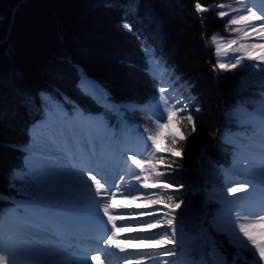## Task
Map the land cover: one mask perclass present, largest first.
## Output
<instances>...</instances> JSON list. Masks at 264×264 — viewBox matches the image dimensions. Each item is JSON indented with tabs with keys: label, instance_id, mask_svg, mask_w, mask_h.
I'll list each match as a JSON object with an SVG mask.
<instances>
[{
	"label": "trees",
	"instance_id": "1",
	"mask_svg": "<svg viewBox=\"0 0 264 264\" xmlns=\"http://www.w3.org/2000/svg\"><path fill=\"white\" fill-rule=\"evenodd\" d=\"M197 2L205 6L220 1L0 0V194L15 197L29 190L12 188L22 182L12 180L11 173L22 168V148L31 139L28 125L44 115L41 91L72 106L64 101L66 95L85 112L112 120L109 110L79 88L75 66L104 87L110 100L151 104L160 96L159 81L150 73L157 61L193 96L189 112L195 122V132L182 142V156L174 158L163 179L174 187L172 203L181 204L168 210L196 238L189 244L195 260L203 251L204 261L213 263L207 253L211 243L205 247L202 242L210 237L231 264L236 249L211 228L208 220L217 204L199 188H224L217 166H229L233 153L223 140V131L231 127L223 111L240 103L252 108L262 88L243 86L244 76L255 77L250 62L233 70L215 67L205 43L211 34L225 31L226 20L214 8L200 17ZM129 119L148 122L136 111ZM181 130L187 133L191 126ZM8 204L0 199V208Z\"/></svg>",
	"mask_w": 264,
	"mask_h": 264
},
{
	"label": "rangeland",
	"instance_id": "2",
	"mask_svg": "<svg viewBox=\"0 0 264 264\" xmlns=\"http://www.w3.org/2000/svg\"><path fill=\"white\" fill-rule=\"evenodd\" d=\"M219 1H220L219 3L213 2L209 5H205V7H209V6H213V5H224L223 9H221V8H214V9H217L219 11L223 10L225 12H229V15H226L225 17H223V19L226 20L225 31L215 32V33L211 34L209 39L206 41V46L211 50V54L213 55L215 65L217 64V56L215 54V46L210 44L211 43V37L213 35H218L219 37L223 38V41L225 43L230 39L236 38L238 33H233L231 31V27L226 28V26L228 25V21L233 16L238 14L236 10L240 8V4H238L236 2V0H219ZM249 4L252 7H255L257 5H264V3H261V0H251V2ZM195 12L200 17H203V15L205 13V12H203V13L197 12L196 9H195ZM239 14H242V12ZM232 27H234V26H232ZM243 42L244 41L241 40L239 43H243ZM236 46L238 47V45H236ZM223 62L228 63V62H234V61L230 58H223ZM248 62L251 63L249 66L251 69L250 72L253 73L255 75V77L251 79L246 75L241 79V81L242 82H248L247 86L258 85V84H260V75L258 74L260 70L255 67V65H256L255 61L246 60V61H244L243 65L248 63ZM151 72L159 80L160 87L166 88L169 90L167 95L170 97L171 103H175V101L180 100V101H182V103H187L188 105L191 104L192 96L188 97L186 95V86L183 87L179 83L178 84L175 83L174 82L175 78L172 77L170 75L169 71H167L163 66H161V65H155L154 67L152 66ZM84 77H87V76H85L84 74H82L80 76V79L78 82V83H80V85H79L80 87H81L82 78H84ZM93 82L95 83V85L98 88H100L102 90V92L104 93V95L106 97V94H105L106 92L101 87V85L95 79L93 80ZM252 90H254V89H252ZM259 91L261 93L262 91H264V89H261ZM250 93H252V92H250ZM260 93H259V96H260ZM41 97H42V106L46 111L48 109L49 110L55 109L50 104L45 103L48 100V98L51 97L50 94L43 93L41 95ZM159 98H160V96L157 98V100L155 102H153L151 104H144V105L138 104L135 102H129V101L112 102L107 98V100L109 102L104 103V105L109 107L112 111L116 112L118 114V118H116L117 120L115 119L116 122L115 123L113 122L114 124L113 123L108 124L106 122V120H102L101 117L96 118V117L89 115L92 119L98 121V123H102L104 126H101L100 128L95 127L93 129V131H91L90 143L88 145L87 152H85L87 160L88 159H90V160H88V163L85 162L83 160V154H82L84 152L80 151V152H82L81 154H80V152H78V155L75 157L78 158V161L80 160V164H82V166H80L79 162H77V164L75 165V168L77 170H81V171L84 170L85 172L88 173L89 169L86 168V166H88L89 164L94 165L93 170L98 171V170H101V168L103 169L104 166H107V164H109V163H110V165L113 164L115 161L116 163L114 165H112V170L114 171V173H113V177H111V179H116L118 177L115 181H119V176L126 174V171H127L126 163L131 164V161L127 160L128 156L135 155L137 159H143L144 154L146 152L145 142H147L148 148L151 147V142L147 141V137L149 135V132L154 130V127H155L153 121L156 119V116L153 113L156 111L155 106L159 102ZM65 100H68V99L65 98ZM260 100H261V96L258 98H254V100H252L251 104L254 106L252 107L253 110H251V111L246 109L244 107L243 103H240L238 105L239 109H240L239 111H237L238 107H235L232 110L228 111V113H226L227 114V120H226L225 124L228 123L231 125V127L226 128V130L223 131V140L226 141L227 144H229V146L231 147L233 154H232V159L230 162V165H231L230 169L234 170V172L228 171L227 169H225L223 171L224 182H225L226 186H225L224 190H222V191H219V190H217L215 188H211V187L207 188L206 186H204V184L201 185L199 188V190H203V192L205 193L206 199H210V200L212 199L213 201H216L218 203V208L214 211V213L212 214V217L221 208H226L225 204L228 201H231V199H233V201H234L236 198H238L237 195H239V193L236 195V197L228 196V194H227V188L232 187L234 184L240 183L241 179H243V177H244L243 175L237 173L238 169H240L241 167H243L245 165H249L250 171L247 172V174H248L247 177L249 179L250 178L251 179L257 178L258 180H262L259 177H261V164L264 163V155H262V153H264V124H262L260 113L258 111ZM68 102H71V101L68 100ZM163 107H164V105L160 104V111H163ZM65 109H66L67 114L72 115V116L78 110L79 111L82 110L81 107L78 106L76 103L75 104L73 103L72 107H68V108L65 107ZM134 111L139 112L142 116L146 117L148 119L147 120L148 122L145 123L144 125H141L139 123H135V122L130 121L129 116L130 115L132 116V112H134ZM54 114L60 115V116L64 117V119H66L65 114H59L58 112L57 113L54 112ZM47 117H48V115L45 112L44 118L37 122L38 125L36 127H34V131L37 130L40 133H42L43 135L48 134V132H50V130L44 126V120L47 119ZM81 131H83V130H81ZM172 131H175V128H173ZM122 132H124L125 136L129 137L131 140H134V142H136L137 145L139 144L137 146L139 148L138 150L137 149L135 150L134 148H132V150L131 149L121 150L120 148H118V145H116V144L118 141L121 140ZM30 134L32 136L30 139V142L26 146L23 147V149L25 151V155L23 156V159H22V168L21 169H15L11 173L12 180H17V181L22 182L21 185L12 183L11 184L12 188H14L15 190L18 191V190H22V188L26 187V188H29V190L25 191V192L21 191V194H23L25 197L18 196L17 198L9 199L6 196L0 195V199L10 200V202H11V204L9 206H4L5 208H3L0 211V241L4 238V235H6L5 237H7L10 233L9 231L8 232L4 231L5 229H3V228L5 226H7L9 224L13 226L14 224L21 223V222H22L23 226L27 225V226H31V228L33 227L32 229L35 232H37L38 235L42 236L44 234L43 236H46V235L52 234V232L47 228H43L42 226H36L35 224L29 225V224L24 223L22 220H21V222L18 220V218H19L18 214L28 213L27 211H29V212L32 211V213H36L35 207H31L33 209H27V211H26V208L22 204V201L35 200L36 202L42 203L41 205L52 207L51 211L54 213H58L59 209H63V207L67 206L68 204H73L75 207L72 209H69V211H71L70 214L67 213V215H69V220L67 221V223L75 225V223L73 222L72 219H75L77 221H84V219L86 218V217H84V218L82 217V220L80 218V216H82L81 212L86 210V207H84L83 204H85V205L88 204V206H91V205L97 206L98 203L93 202V201L102 202V199H103L102 197H94L93 198L91 195H89L88 190L85 191L83 188H80L82 186H79L78 188L73 187L72 190L68 189L66 191L64 190V192L62 190V192H60L61 195H57L58 192H56V191L54 192V188H56L55 186H57L56 189H58V187H62V184H66V183L62 179L59 180L58 177H57L58 179H56L55 177H51L50 175H48V174H50L48 172V169H47L48 164L53 162V161H57V162H60L62 164L64 163L63 165H65L67 163L66 165L71 166L73 164V162L71 161L70 157H66L65 155L66 154L69 155V153H71V155H72L75 152H77V150L74 147V145L69 144L67 146L65 144L62 146H56V145H53L50 141L38 140L32 134V131L30 132ZM114 141H116V142H114ZM165 145H166V141H164V140L158 141V146L160 148H164ZM128 148H130V147H128ZM53 152H55L56 157L54 155H52ZM94 154L95 155L97 154V155L95 156ZM163 155H165L166 158L169 156H171L173 158L172 153H164ZM107 156H109V157H107ZM121 156H124L126 159L120 160ZM247 157H249L250 159H248ZM121 158H123V157H121ZM174 158H180V157H174ZM63 160L66 162H63ZM105 161H107V162H105ZM57 162H55V163H57ZM38 163L41 164L42 166L36 165ZM98 163H102V164H98ZM208 163H210V162H208ZM199 164H201V168H202V162L200 163V159H199ZM130 180H131V176H127L126 182H130L131 183L130 185L136 184L135 181H133V180L130 181ZM58 182L62 183V184H58ZM148 183L149 184H154V183L170 184L164 180H162V181L150 180V181H148ZM22 184H24V185H22ZM67 186H68V184H67ZM249 188H252V187H249ZM253 189H255V188H253ZM48 190L49 191L51 190V191L48 192ZM74 190L76 192H74ZM172 190H173V186L161 198L164 199V197H166V195H170ZM77 191H78V193H77ZM148 191H156V189H149ZM247 191H249V190H247ZM92 192L94 193L95 191H92ZM70 193L72 196L70 195ZM260 193L264 194V191L260 190ZM132 194L136 195L137 193L135 191H133ZM52 195H53V197H52ZM67 195L70 197H68ZM89 202H91V204ZM117 202H120V203L124 202L125 204L130 205L132 209L134 208V210L135 211L137 210L138 212L147 213L148 210L149 211H155L156 208H161L164 211H168L166 209L167 207H165V205H163V204L150 206L149 208H147V210L145 208H142V207L138 208L137 207L138 205H143V204L147 203V201H144V200L132 201V200H125L123 197H121V198L117 197ZM63 203L65 204L64 206H62ZM37 209H41V208H37ZM37 209H36V211H37ZM59 211H61V210H59ZM124 213L126 214V212H122L119 209L114 210V212H113V214H115V215H121ZM133 214H135V212ZM158 215H162V213H158ZM78 217H79V219H78ZM212 217H211V219H212ZM143 218L149 219V217H147V215H145ZM176 218L177 217H175L174 223H175V226L177 228V239L178 240L180 239L181 242L179 241L175 245L174 249H173L172 245L166 246L168 249L174 250L176 252L175 256L169 257L167 259H169L171 261V264H186V261L192 260V258L190 257L189 249L187 248V246L192 241L193 234L188 232L184 228V226L177 221ZM149 222H151L150 219H149ZM211 222H212V220H210V222H209L211 228L216 230V228L218 227L221 229V227L217 226L216 224H215L216 228H214L212 226ZM87 223H88V221H87ZM17 225H19V224H17ZM93 226H95V225H93ZM131 227L133 229L134 228L139 229L141 227H146V226L145 225L132 224ZM164 227H167V226H164ZM181 228H183L182 233L180 231ZM77 229H78V233L81 234L79 232V230H82V229L78 226H77ZM75 231H77V230H75ZM154 231L159 232L161 230L155 229ZM168 231L170 232L171 230L168 229ZM19 232H17V231L15 233L12 232L11 235L13 237V240L17 241L16 238H18L19 240H22L21 243H24L27 248L23 244V245H21L22 247L19 246V247H21V249L19 247H18L19 249H16L15 252H17V253L11 251V252H13V254L10 253V255H12L14 257V259H17L18 261H20L21 264H39V262H41V261H57V262H59V264H78V262L83 260L85 257L87 259H90L92 255L96 254L97 250H101L102 259L106 258L105 264H108V261H110L111 264H120L116 260H113V256H111L112 253L110 252V250L106 253H104L102 251L106 247L103 244V239H96V238H93L91 236H87V237H83V238L81 237L78 244H72L73 245L72 246V245H66L63 243L61 244V243H57V242H49L50 240L39 242V240L37 238L38 235L36 234L37 236H35L33 234V232L30 231L31 233H28L27 235L26 234L21 235ZM89 233L90 232L86 233V235H91V233L90 234ZM126 233H122V236L119 237L120 238L119 240L124 239L125 241H127L126 242L127 243L126 249H128L130 251H137V250L143 251V250H149V249L157 248V245H156V239L157 238L151 237V238L146 239L147 232L132 231V232H129V233L126 232ZM222 233H224L225 236L229 240L230 231L229 230L227 231V229H226V230H222ZM13 234H17V235H13ZM1 235H2V238H1ZM135 236L140 237V239H131V237H135ZM45 238H47V237H45ZM71 238H72V240H74L75 237L70 236V239ZM7 239H10V238L7 237L6 240ZM89 239L95 240L93 242L94 244H91L92 245L91 247L95 248L94 250L89 248L90 245L85 244V242H87ZM13 240L10 239V241H13ZM30 243H34L35 245H38V247L40 249L43 247V246H41L42 244L47 245V246H45L46 248H42V249H47V251L50 250L52 255L55 253V256L52 259L44 258V259H38L37 260V258H36V260H35L37 262L36 263L33 259L29 258L30 256L34 255L33 254L34 252L32 251V253H31V251H30L31 250L29 247ZM48 244H49V246H48ZM83 245L85 246L84 248L82 247ZM95 245L100 246V247L97 248ZM0 246H1V244H0ZM232 246L235 248V246L233 244H232ZM25 248H26V250H25ZM64 248H65V250H69L70 252L68 251L67 253H65V255L58 256L57 252H55V250L56 251H63ZM21 250H24L21 254L24 255L26 252V255H24V256L21 255L22 256L21 257L19 255V251H21ZM84 253H87V254H84ZM109 253H111V255ZM207 253H208V256L213 260L212 264H217V261L219 260V258L223 257L222 255H219L217 250H216V253H218V255L216 257L212 248L207 249ZM27 254L29 255V257ZM37 254L38 253H36L35 255H37ZM105 255H106V257H105ZM18 256H19V258H18ZM250 256H251V254H250ZM108 257H109V259H108ZM135 258L136 257H132V259H135ZM196 261L203 262V264H208V262H209V261H207V262L204 261L203 251H202V254L199 255V258H197Z\"/></svg>",
	"mask_w": 264,
	"mask_h": 264
},
{
	"label": "snow or ice",
	"instance_id": "3",
	"mask_svg": "<svg viewBox=\"0 0 264 264\" xmlns=\"http://www.w3.org/2000/svg\"><path fill=\"white\" fill-rule=\"evenodd\" d=\"M241 5L237 9V15L233 16L229 21L227 27H231L233 33H238L236 38L228 40L226 43L222 37L213 35L211 37V44L215 46V54L217 56V64L215 67L220 70H233L243 65L244 61H255V67L258 68L260 75V86L264 89V8L246 7L251 0H236ZM264 3V0H261ZM197 12L203 13L209 8H221L224 5H213L209 7L202 6L199 2L195 5ZM243 14H239V13ZM229 15V12L223 10L218 12L220 18ZM256 22H259L258 24ZM234 26V27H232ZM126 29L131 30L129 24H125ZM241 40L245 43H239ZM248 41H255L248 43ZM236 45H239L238 47ZM223 58H230L234 62H223ZM246 87L248 82H242ZM91 82L87 78H82L81 88L88 94V88ZM159 102L156 104V111L153 113L156 119L153 121L154 130L149 132L147 141L151 142V147H147L143 159H137L135 155L128 156L127 160L131 164L126 163V174L119 176V181L111 179L107 174H102V170L97 171V175H92V172L87 173L91 184L84 182L85 188L88 189L89 195L94 197H102V202L94 201L99 204L100 210L103 211L104 217H107V224L111 225L108 229L105 225L104 232L97 237L103 239V244L106 246L102 251L108 252L111 249L118 250L123 253L121 257L123 264H171L167 258L176 255L174 250L168 249L167 245H172L173 249L178 243L177 228L174 220L175 216L172 211H164L161 208H156L155 211H148L147 213L138 212L131 208L130 205L117 202V197H123L125 200H144L146 204L138 205V208H149L153 205H165L171 207L172 210L181 207L180 203H172V196H167V202L161 197L164 196L171 184L154 183L149 184L148 181H162L166 176L168 170L176 163L174 157L182 156V142L188 136L195 132V122L192 114L188 111L189 105L177 100L175 103L170 102V97L167 95L168 89L161 88ZM261 100L259 101L258 111L260 113L262 124H264V91L260 93ZM52 107H60V105L49 97L45 102ZM160 104H163V111H160ZM114 107V106H113ZM199 109H197L198 111ZM239 106L237 111H239ZM191 126V131L185 133L181 129H186ZM175 128V131L172 129ZM166 141L164 148L158 146V141ZM164 153H172L173 158H166ZM202 157L205 153H201ZM264 155V153H262ZM134 166V167H133ZM163 166V170L161 168ZM138 170V171H137ZM83 172L80 173L82 177ZM131 176V180L135 181V185H130L126 182V177ZM261 178L262 188H264V163L261 164ZM95 188L93 193L91 189ZM249 183L234 184L227 188L228 196L236 197L238 193L246 192L249 189ZM149 189H156V191H148ZM135 191L137 194L133 195ZM121 210L126 214L114 215V210ZM260 211H264V196L261 197ZM135 212V214H133ZM162 213V215H158ZM147 215L149 219L143 217ZM101 223L103 219L100 218ZM118 222L119 225H118ZM213 227H216L215 222H211ZM132 224L145 225L139 229H133ZM231 231L229 233V242L236 248V253L232 257L231 264H261L264 261V215L250 217L236 212L231 221ZM167 226V227H164ZM160 229L161 231H154ZM168 229L171 231L169 232ZM238 229V231H237ZM132 231L147 232V238L156 237L157 248L149 250L130 251L122 244L118 243V233H126ZM181 233L183 228L180 229ZM216 231H222L216 228ZM106 234V238H104ZM131 239H140V237H131ZM196 238H192L194 243ZM203 245L207 247L210 243L213 252L215 249V242L210 240V237L203 239ZM250 253L251 256L245 255ZM131 257H136L132 259ZM106 259V258H105ZM105 259H102L101 250H97L96 254L91 256L92 264H105ZM0 264H8L6 257L0 255ZM39 264H59L57 261H41ZM78 264H88L87 258L79 261ZM108 264H111L108 261ZM186 264H203L195 259L186 261ZM219 264H228L226 258L221 257Z\"/></svg>",
	"mask_w": 264,
	"mask_h": 264
},
{
	"label": "bare ground",
	"instance_id": "4",
	"mask_svg": "<svg viewBox=\"0 0 264 264\" xmlns=\"http://www.w3.org/2000/svg\"><path fill=\"white\" fill-rule=\"evenodd\" d=\"M240 7H241V5H240ZM246 7H252V6L249 3H247L246 4ZM255 7L256 8H264V5H257ZM256 23L258 24L259 22H256ZM253 42H255V41H248V43H253ZM243 43H245V41ZM77 70H78L79 73L81 72V69L79 67H77ZM84 78H87V77H84ZM92 79L93 78H89V77L87 78V80L91 82V86L88 88V94H90L92 97H94L95 100L97 102H99V103H108L109 101L105 97L104 93L102 92V90L100 88H98L95 85V83L93 82L94 79L93 80ZM79 85H80V83H79ZM59 105H60V107H55V109H51V110L48 109L46 111L48 117H47V119L44 120V126L47 127L50 130V132H48V134L43 135L42 133H40L37 130L34 131V127H36L38 125L37 122H35L34 124H32L30 126V132L32 131V134L38 140H40V141H44V140L50 141L53 145H56V146H62V145H65V144L68 146L69 144H71V145H74V147L77 150V152H75L72 155H71V153H69V155H67V154L65 155L66 157H70L71 161L73 162V164L71 166L70 165H66L67 163L65 165H63L64 163L62 164V163L57 162V161H53V162H51V163L48 164L47 169H48V172L50 173L48 175H50L51 177H55L56 179L59 178V180L62 179L66 183V184H62V183H59L58 182V184H62V187H58V189H56L57 186H55L56 188H54V192L56 191V192H58L57 195H61L60 192H62V190L64 192V190L65 191L68 190V189L69 190H72L73 187L78 188L79 186H82L80 188H83L86 191L88 189L85 188L84 182H87V184H91V181L88 179L87 172H85L84 170H82V171L81 170H77L75 168V165L77 164V162H79V165L82 166V164H80V160L78 161V158H76L75 156H77L78 155V152H80V151L84 152V153L80 152V154L81 153L83 154V160L88 163V160H90V159L87 160V157L85 155V152H87L88 145L90 143L91 131H93V129L95 127L96 128H100L101 126H104V125L102 123H98V121L92 119L91 117H89L88 115L84 114L82 111H79V110L73 116L72 115H68L67 112H66L65 107L63 105H61V104H59ZM54 112H56V113L58 112L59 114H65L66 119H64V117H62L60 115H55ZM81 130H83V131H81ZM114 142H116V141H114ZM116 145H118V148H120L121 150H127V149H131L132 150V148H134L135 150L136 149L137 150L139 149L137 147L139 144L137 145V143L134 142V140H131L129 137L125 136V133L124 132H122L121 140L118 141ZM128 147H130V148H128ZM52 155H54L56 157L55 152H53ZM109 156H107V157H109ZM121 157H123V158H121ZM121 157H120V160L121 159H124V160L126 159L124 156H121ZM247 158L250 159L249 157H247ZM55 162H57V163H55ZM63 162H66V161L63 160ZM105 162H107V161H105ZM115 163L116 162L114 161L113 164L110 165V163H109V164H107V166H104L103 169L101 168L102 174H106L107 173V175L110 178L113 177L114 171L112 170V165H114ZM98 164H102V163H98ZM36 165H41V164L38 163ZM93 167H94V165H91V164H89L88 166H86V168H88L89 171L92 172V175H97V170H93L94 169ZM248 171H250L249 165H245V166L241 167L240 169H238L237 170V173H239V174H241V175H243L245 177V178L243 177V179H241V182L240 183L247 182V183H249L250 187H252V188H249L248 189L249 191L239 193V195H237L238 198H236V199L234 198L235 199L234 201H233V199H231V201H228L225 204L226 205V208H221L220 210H218L214 214V216L212 217V219H211L212 222L215 221V224L217 226H220L222 230H226L227 229V231L228 230L231 231V226H232L231 221H232V218L234 217V215H235L236 212H240L242 215H248L250 217H254V216H258V215H264V211H260V201H261V197L264 196V194H261L260 193V190H263L264 191V188H262V186H260L256 182V179L257 178H252V179L250 178L249 179L247 177V175H248L247 172ZM81 172L84 173V175L82 177L80 176V173ZM97 178L99 179L100 176L97 175ZM259 178H261V177H259ZM116 179H113V180H116ZM130 181H132V180H130ZM67 184H68V186H67ZM237 184H239V183H237ZM253 188H255V189H253ZM50 191L48 190V192H50ZM91 191H95L94 186L91 189ZM74 192H76V191L74 190ZM77 193H78V191H77ZM70 195H71V193H70ZM52 197H53V195H52ZM68 197H70V196H68ZM89 203L91 204V202H89ZM22 204L25 206L26 211H27V209H33L31 207H35L36 209L37 208H41V209H37V211L35 209V212L36 213H32V211H30V212L27 211L28 213L18 214V216H19L18 220L20 222L22 220L24 223L29 224V225H31V224L34 225L35 224L36 226H42L43 228H47V229H49L52 232V234H49L48 233L49 235H46V236H43L44 234L42 236L41 235H38V233L35 232L32 229L33 227L31 228V226H27V225H24L23 226L22 225V222H21V223H17L19 225L14 224L12 226V225L9 224V225H7V226H5L3 228V229H5L4 230L5 232L6 231L7 232L8 231L10 232L7 237H9L11 240H13V237L11 235L12 232L15 233L16 231L17 232L20 231L19 233L21 235H24V234L27 235L28 233L33 232V234L35 236L38 235L37 238H38L39 242L40 241H49L50 240L49 242H57V243H61V244L63 243V244H66V245H72V244H78V242L80 241V238L81 237L83 238V237L91 236V237L97 239V237L100 236V234L102 232H104L105 225L107 226L108 229H111V225L110 224H107V217H104L103 211L100 210V208H99V204H97V206L96 205L88 206V204L87 205L83 204V206L86 207V210L83 211V212H81L82 216H80V218H81V220H82V217L83 218L86 217L87 219L85 218L84 221H77L75 219H72L73 222L75 223V225L74 224L67 223V221L69 220V215H67V213L70 214L71 211H69V209H72V208L75 207L73 204H68L67 206H64L65 204L63 203L62 206H64V207H63V209H59L61 211L58 210V213L52 212L51 211L52 210L51 209L52 207L45 206V205H41L42 203L36 202L35 200L22 201ZM100 218L103 219V223H101ZM78 219H79V217H78ZM87 221H88V223H87ZM119 223L120 222H118V225H119ZM93 225H95V226H93ZM77 226L82 229V230H79V232L81 234L78 233ZM214 228H216V227H214ZM75 230H77V231H75ZM88 232H90L91 235H86V233H88ZM13 235H17V234H13ZM5 236L6 235H4V238L0 241L1 242L0 243L1 244V246H0V255H3L4 257H6V260L8 261V264H21L20 261H18L17 259H14V257L12 255H10V253L13 254V252H15L16 249H19V248L21 249V247H22L21 245H23L24 243H21L22 240H19L16 237L15 238H16L17 241H15V240L10 241V239H7L6 240L7 237H5ZM70 236L75 237L74 238L75 241L72 240V238L70 239ZM117 236H118L117 242L120 243V244H122L126 248V244H127L126 242L127 241H125L124 239L119 240L120 239L119 237L122 236V233H118ZM45 237H47V238H45ZM1 238H2V235H1ZM104 238H106V234H105ZM94 241L95 240H93V239H89L87 242H85V244L91 245V244H94L93 243ZM177 241L179 242L180 239L179 240L177 239ZM19 246H21V247H19ZM41 246H43L42 248H46L45 246H47V245H43L42 244ZM48 246H49V244H48ZM25 247H26V245H25ZM29 247L31 249L30 250L31 253H32V251L34 252L33 253L34 255H32L30 253L34 258L32 256L29 257L28 254L27 255H28L29 258L33 259L34 261L36 260V258H37V260L38 259H44V258H46V259H52L55 256V253L54 252H53L54 254L52 255V253H51L50 250L47 251V249H42V248L40 249L38 247V245H35L34 243H30ZM26 248H25V250H26ZM11 251H13V252H11ZM23 251L24 250L19 251V255L20 256L23 255V254H21ZM68 251L69 250H65V248H64L63 251H56L55 250V252H57V255L58 256L65 255V253H67ZM110 252L112 253V255H111V253H109V254L111 256H113V260H116L120 264H123V260L121 259V257L124 256L123 253H119L118 250H116V249H111ZM15 253H17V252H15ZM36 253H38V254L35 255ZM104 253H106V252H104ZM84 254H87V253H84ZM24 255H26V252H25ZM18 258H19V256H18ZM87 261H88V264H92L91 258L90 259H87ZM261 264H264V261H262Z\"/></svg>",
	"mask_w": 264,
	"mask_h": 264
}]
</instances>
